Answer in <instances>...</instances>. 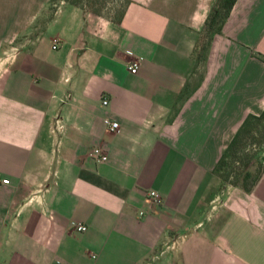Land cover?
Returning <instances> with one entry per match:
<instances>
[{
  "label": "crops",
  "instance_id": "0c3cea01",
  "mask_svg": "<svg viewBox=\"0 0 264 264\" xmlns=\"http://www.w3.org/2000/svg\"><path fill=\"white\" fill-rule=\"evenodd\" d=\"M127 1L0 0V264H264V168L249 193L212 174L264 109V0L204 45L216 0Z\"/></svg>",
  "mask_w": 264,
  "mask_h": 264
},
{
  "label": "trees",
  "instance_id": "16d2710c",
  "mask_svg": "<svg viewBox=\"0 0 264 264\" xmlns=\"http://www.w3.org/2000/svg\"><path fill=\"white\" fill-rule=\"evenodd\" d=\"M95 1L97 0H94L91 3H95ZM113 1H117L118 5L116 8L119 10L114 11L116 16L114 19H111V21L119 23L128 1ZM235 1L236 0H216L214 2L204 21L203 30L208 36L220 33L221 27ZM65 2L76 7L79 5L77 0H67ZM92 13L99 15V11L97 10L92 11ZM254 143L257 144L258 150L259 147L264 146V109L257 116L247 115L243 119L229 144L222 151L212 170V174H214L222 184L230 185L231 187L240 189L244 193H249L264 168L261 163L264 155L263 150L260 152L262 157L259 160L254 173L248 171L234 172L232 170L230 171L229 168H232L233 165H236L238 162L247 160L251 151L246 152V148L252 146Z\"/></svg>",
  "mask_w": 264,
  "mask_h": 264
},
{
  "label": "rangeland",
  "instance_id": "374dc122",
  "mask_svg": "<svg viewBox=\"0 0 264 264\" xmlns=\"http://www.w3.org/2000/svg\"><path fill=\"white\" fill-rule=\"evenodd\" d=\"M59 1L65 2L67 0H53L52 4H54L55 7L54 8L52 7L51 9H55L56 6H58ZM92 1H94V0H77V2L79 3L78 7H80V9H82V10H87L88 12H92V11L97 10V11H99V15H102V16L110 18V19L115 18L116 15L114 14V11L119 10L116 8V6L118 5L117 1L97 0V1H95V3H91ZM65 3H67V2H65ZM207 39H208V35L204 32L201 36L200 43L204 45ZM14 45H16V46H14V48L18 47L20 45V39H18L16 44L14 43ZM3 61L4 60H2L1 62H3ZM262 150L264 153V146L259 147V150H258V146L256 143H254L250 147L248 146L246 148V152L251 151L249 158L247 160L242 161V162L236 163V165H233L232 168H229L230 171L231 170L234 172L248 171L250 173H254L255 169L257 168V164L262 157V155L260 153Z\"/></svg>",
  "mask_w": 264,
  "mask_h": 264
},
{
  "label": "built area",
  "instance_id": "2783aa9c",
  "mask_svg": "<svg viewBox=\"0 0 264 264\" xmlns=\"http://www.w3.org/2000/svg\"><path fill=\"white\" fill-rule=\"evenodd\" d=\"M55 47H56V42L53 40L52 41L51 48L54 49ZM126 55L130 56V53H126ZM137 66H138V60L135 59V58H133L127 64L126 70L129 73L134 74L136 72V70H137ZM105 104H106V101L103 100L102 101V105H105ZM108 125H109L108 129L110 131L115 130L116 127H117V124L115 122H111ZM90 156L97 163H101V162H104L106 160L105 154L103 153V151L99 147L93 148L91 150V152H90ZM7 183H8V181L5 180V179H3V180L0 181V184H2V185H5ZM145 202L147 204H149L150 207H155V206L157 207L161 203V198H160V196L156 192H154V191H147L146 192V195H145ZM143 215H144V212H139L138 213V217H141ZM75 231L76 232H83V231H85V227L83 225H77L75 227Z\"/></svg>",
  "mask_w": 264,
  "mask_h": 264
}]
</instances>
